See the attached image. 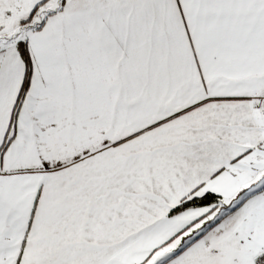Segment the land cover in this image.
Wrapping results in <instances>:
<instances>
[{
    "label": "snow or ice",
    "instance_id": "obj_1",
    "mask_svg": "<svg viewBox=\"0 0 264 264\" xmlns=\"http://www.w3.org/2000/svg\"><path fill=\"white\" fill-rule=\"evenodd\" d=\"M0 264H264V0H0Z\"/></svg>",
    "mask_w": 264,
    "mask_h": 264
}]
</instances>
